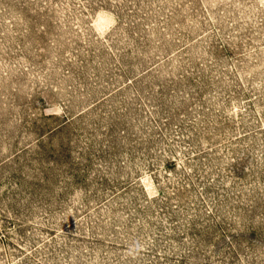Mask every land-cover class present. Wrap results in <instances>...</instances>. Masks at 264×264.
Wrapping results in <instances>:
<instances>
[{
	"label": "rangeland",
	"instance_id": "374dc122",
	"mask_svg": "<svg viewBox=\"0 0 264 264\" xmlns=\"http://www.w3.org/2000/svg\"><path fill=\"white\" fill-rule=\"evenodd\" d=\"M0 264H264V0H0Z\"/></svg>",
	"mask_w": 264,
	"mask_h": 264
}]
</instances>
